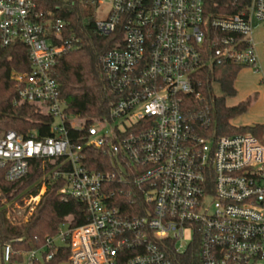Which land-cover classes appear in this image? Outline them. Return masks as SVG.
<instances>
[{
    "label": "built area",
    "instance_id": "obj_1",
    "mask_svg": "<svg viewBox=\"0 0 264 264\" xmlns=\"http://www.w3.org/2000/svg\"><path fill=\"white\" fill-rule=\"evenodd\" d=\"M209 4L0 0V44H22L29 53L30 70L11 75L20 100L54 119L42 141L0 134V170L17 182L32 160L64 159L53 175L64 180L59 194L87 212L84 225L64 223L45 248L21 253L24 264L50 261L60 247L70 251L67 264H175L196 245L202 264H264V143L250 133L216 138L208 110L184 108L188 97L199 98L198 74L209 66L262 71L256 32L264 35V0H215L217 14ZM105 6L94 19L98 33L124 35L99 58L117 100L108 118L88 123L65 113L53 69L77 45L67 32L76 8L98 14ZM84 148L102 149L114 169H88ZM14 254L4 247L5 262Z\"/></svg>",
    "mask_w": 264,
    "mask_h": 264
},
{
    "label": "trees",
    "instance_id": "obj_2",
    "mask_svg": "<svg viewBox=\"0 0 264 264\" xmlns=\"http://www.w3.org/2000/svg\"><path fill=\"white\" fill-rule=\"evenodd\" d=\"M214 3L215 0H210L208 11L217 14ZM69 20L67 32L74 34L78 42L73 50L58 59L53 69L60 98L66 104L65 113L88 123L108 118L117 96L111 91L99 58L104 52L123 43V31L118 30L109 37L100 35L94 17L82 7H77ZM245 68L232 63L209 66L198 74L196 94L199 98L188 97L184 106L191 113L208 110L213 117L210 134L216 138L250 133L260 141L264 139V125L238 128L232 124L237 117L248 113L253 106L252 98L234 107L227 106V99L237 96L235 83ZM29 70V53L24 45L3 47L0 44V134L13 131L25 139L33 137L42 141L52 136L54 119L43 107L22 102L20 90L11 78L13 72ZM216 85L222 91L220 97L215 94ZM76 135L75 130H69L70 138ZM82 153L86 155L85 166L90 170L110 172L115 167L112 158L102 149L84 148ZM63 162L61 158L32 160L28 174L17 182H7L6 171L0 170V264H24L20 254L45 248L47 237L56 236L64 223L71 227L86 223V206L59 194L64 180L54 179L53 175L61 169ZM64 168L68 169L69 165H64ZM116 184L114 181L110 188L116 190ZM44 186L46 191L29 221L21 228L15 226L8 219L7 206L16 203L23 205L24 199L39 196ZM123 207L131 209L134 205L130 204V200H124ZM7 245L15 252L9 262H5L3 257V249ZM69 256V249L60 247L50 261L44 259L34 264H67ZM174 263L202 264L198 245L176 256Z\"/></svg>",
    "mask_w": 264,
    "mask_h": 264
},
{
    "label": "rangeland",
    "instance_id": "obj_3",
    "mask_svg": "<svg viewBox=\"0 0 264 264\" xmlns=\"http://www.w3.org/2000/svg\"><path fill=\"white\" fill-rule=\"evenodd\" d=\"M84 9V8H83ZM108 6H105L101 9V11L96 14L95 10L91 7H86L84 10L89 14H92L94 19L99 20L102 18ZM256 39L258 43H260V51L262 56V61L264 64V35L261 31L256 32ZM251 70V69H250ZM248 68L243 69L236 80L235 88L237 90V96L234 98L227 99V106L234 107L239 105L240 103L244 102L246 99L247 91H252L255 88H260L264 86V65L260 74H256L255 71H250ZM215 94L217 96H222V91L219 86H215ZM233 126L235 127H251L255 125H263L264 124V109L257 110L255 108V104L250 108L248 113L237 117L232 122ZM264 143V139L262 141ZM46 189H42L39 197L31 198V199H24L23 205L16 203L14 206H7L8 208V219L17 227H23L26 224L36 208L38 207L42 195L45 193Z\"/></svg>",
    "mask_w": 264,
    "mask_h": 264
},
{
    "label": "crops",
    "instance_id": "obj_4",
    "mask_svg": "<svg viewBox=\"0 0 264 264\" xmlns=\"http://www.w3.org/2000/svg\"><path fill=\"white\" fill-rule=\"evenodd\" d=\"M250 71H252V70H250ZM256 74H260V73H256ZM263 76H264V72H263ZM246 95H247L246 99L248 97H250L254 100L253 104H255V108L257 110L264 109V86L260 87V88H255L252 91H247Z\"/></svg>",
    "mask_w": 264,
    "mask_h": 264
}]
</instances>
